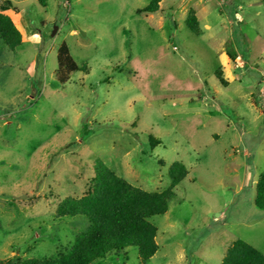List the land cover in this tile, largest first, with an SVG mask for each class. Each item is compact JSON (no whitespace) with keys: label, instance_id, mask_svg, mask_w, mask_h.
Segmentation results:
<instances>
[{"label":"rangeland","instance_id":"rangeland-1","mask_svg":"<svg viewBox=\"0 0 264 264\" xmlns=\"http://www.w3.org/2000/svg\"><path fill=\"white\" fill-rule=\"evenodd\" d=\"M151 1L13 0L27 37L10 50L0 36V264L70 251L88 220L58 209L99 161L149 192L170 187L175 162L188 174L150 219L152 258L130 247L91 264H221L236 240L264 254V0L138 12ZM63 44L78 65L66 83Z\"/></svg>","mask_w":264,"mask_h":264},{"label":"trees","instance_id":"trees-1","mask_svg":"<svg viewBox=\"0 0 264 264\" xmlns=\"http://www.w3.org/2000/svg\"><path fill=\"white\" fill-rule=\"evenodd\" d=\"M27 1V0H18ZM45 7L47 0H36ZM162 0H152L139 13H155ZM16 8L13 0H0V36L10 50L23 44L22 34L10 16L3 12ZM187 26L196 35L202 30L195 13H191ZM78 70V65L63 44L58 51V79L67 82L66 74ZM217 77L223 84L222 69ZM171 185L161 192H149L136 187L118 176L103 162H98L95 175L88 183V191L80 198L66 199L58 209V217H85L87 230L79 234L68 253H59L50 259H30L19 264H91L98 258L118 254L136 247L143 261L152 258L159 249L156 242L158 229L150 221L154 216L164 215L173 196V189L187 176L186 166L173 163L168 171ZM255 206L264 210V171L256 184ZM221 264H264V254L243 240H236L226 250Z\"/></svg>","mask_w":264,"mask_h":264},{"label":"crops","instance_id":"crops-1","mask_svg":"<svg viewBox=\"0 0 264 264\" xmlns=\"http://www.w3.org/2000/svg\"><path fill=\"white\" fill-rule=\"evenodd\" d=\"M14 7H17V6H14ZM4 14H6V15H8V16H10V18L13 20V22L15 23V20L17 19V22H18V25L15 23V25L17 26V28L20 30V32H22L21 34H22V39H23V41H24V39H25V37H27L26 36V34H25V31L23 32L22 30H23V28L21 27V25H20V21H21V12H19V13H17L15 10H14V8H12V9H9V10H6V11H4L3 12ZM17 17V18H16Z\"/></svg>","mask_w":264,"mask_h":264}]
</instances>
